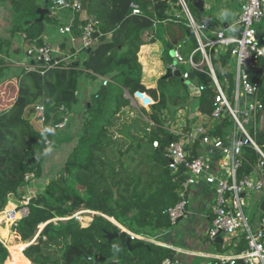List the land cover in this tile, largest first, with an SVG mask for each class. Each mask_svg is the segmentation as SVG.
I'll list each match as a JSON object with an SVG mask.
<instances>
[{
  "label": "trees",
  "instance_id": "16d2710c",
  "mask_svg": "<svg viewBox=\"0 0 264 264\" xmlns=\"http://www.w3.org/2000/svg\"><path fill=\"white\" fill-rule=\"evenodd\" d=\"M53 1L9 0L14 14L11 31H21L27 40L41 45L43 26L53 21ZM79 1L88 17L98 22V43L87 50L88 56L81 65L71 62L64 67L43 69V73L22 72L13 102L7 109H0V210L9 207L11 200L22 203L21 190L31 181L24 180L25 173L41 177L44 155L52 138L48 125L55 126L69 114L76 102L78 77L82 73L89 78L111 74V80L100 84L90 95L76 144L54 177L30 198L27 214L12 229L22 244L8 246V256L0 244V264H160L165 258L172 259L170 249L139 238L130 239L128 246L125 241L106 235L120 232L117 224L147 238L171 226L164 211L178 202L177 190L185 173L182 168L170 170L162 155L167 143L177 137L163 125L162 118H172L190 99L199 113L209 114L215 91L209 78L196 71L197 81L206 83L197 97L176 77L160 78L153 88L141 83L138 50L144 43L142 34L154 21L167 19L165 9L170 0ZM132 3L140 7V14H132ZM40 7L50 14L37 20L36 9ZM192 12L196 19H201L195 8ZM187 34L195 47L188 27ZM227 60V54L211 51L217 79L231 85L232 78L225 67ZM263 79L259 98L264 106ZM124 88L130 94L144 91L154 100L149 111L139 110L153 123L149 130V123H143L139 114H126L129 101L124 97ZM34 104L44 106V130H36L25 112ZM228 125L230 122L225 119L212 133L220 136L221 127ZM154 140L158 147L152 146ZM255 140L264 149L263 128L255 133ZM188 149L191 156H198L197 143ZM241 155L238 176L252 172L257 161L256 152L248 145L242 147ZM84 210L92 213L82 226L71 216ZM4 234L0 237L4 238ZM241 245L245 246L244 239ZM15 248H23L30 263ZM16 255L21 258L17 263Z\"/></svg>",
  "mask_w": 264,
  "mask_h": 264
},
{
  "label": "built area",
  "instance_id": "2783aa9c",
  "mask_svg": "<svg viewBox=\"0 0 264 264\" xmlns=\"http://www.w3.org/2000/svg\"><path fill=\"white\" fill-rule=\"evenodd\" d=\"M180 7L185 25L190 28L196 42V46L184 58L180 53L181 44H177L172 50L174 63L168 64L173 70H180L179 66L187 65V71H181L183 81H188V71L199 72L209 78V85L215 91L214 100L209 114H199L201 123L194 125L192 129L183 132H175L177 137L170 140L165 146L162 155L166 158L168 167L172 171L182 168L185 179L177 190L178 202L165 209L170 223H175L181 218L187 209V191L195 182V177L204 175L206 185L212 190L213 198L209 204L210 226L207 235L214 239L219 235L243 237L246 247L234 256L219 254L209 264H237L241 259L243 264H264V206L261 217V226L252 229L245 214L246 205L244 195L247 191H262L264 193V150L255 140L256 123L262 129L264 106L259 98L261 81L264 77V31L260 33L255 24L264 18V0H245L237 13L236 25L238 30L235 35H226L221 29H210L201 19H196L187 0H175ZM132 14H140L141 9L137 4H131ZM52 9L70 10L78 13L83 11L79 0H54ZM157 22H153L154 24ZM98 22L93 18H86L80 26L81 49L93 48L98 32ZM58 34L67 41L73 42L71 25L58 27ZM25 37V35L23 34ZM148 39L152 37L146 33ZM227 54L226 70L231 75L232 83L219 81L215 75L211 63V51ZM26 55L33 61V65L27 70H35L43 73V69L64 67L70 62L68 56L58 48L47 44L35 45L30 43ZM198 58L196 59V56ZM40 61L39 64H36ZM36 64V65H35ZM179 65V66H178ZM246 71H249L248 73ZM257 71H260L257 74ZM250 75L253 79H250ZM195 77V75H194ZM196 79V77H195ZM111 77H102L101 84L106 85ZM197 80V79H196ZM190 82V81H189ZM198 90L206 88L205 82H198ZM131 96L142 107H149L154 100L144 91L136 90ZM35 113L40 123L44 121V106L35 104ZM68 116V115H67ZM67 116L55 125L62 128L66 123ZM228 119L230 125L222 128V135L212 133L216 125ZM205 125V126H204ZM253 129L250 133L249 129ZM41 130H44L42 128ZM197 143L210 145L216 148L226 160V169L223 175L210 170V165L201 156H191L188 149ZM248 145L257 154V161L253 172L258 176L256 182H252L249 174L238 176V169L243 160L242 147ZM153 147H158V141L152 142ZM34 177L32 172L24 175V180L29 181ZM34 195L26 194L22 203H11L0 210L2 220L8 223L11 229L17 226L18 221L28 212L27 204ZM91 211L84 210L73 214L71 217L79 219V215ZM56 220V219H54ZM130 239H148L138 236L124 228ZM160 264H179L176 261L165 258Z\"/></svg>",
  "mask_w": 264,
  "mask_h": 264
},
{
  "label": "crops",
  "instance_id": "0c3cea01",
  "mask_svg": "<svg viewBox=\"0 0 264 264\" xmlns=\"http://www.w3.org/2000/svg\"><path fill=\"white\" fill-rule=\"evenodd\" d=\"M40 1L38 0V3ZM187 1L191 9L195 8L199 12L201 20L209 17L207 22L210 29H221L226 35H235L237 33L239 27L236 25V17L241 4L245 0H202V10L196 8L192 0ZM7 3L9 2L0 1V46L2 49L0 51V109H7L11 105L16 95L18 77L22 72L27 71V67L33 65V61L25 53L27 46L30 43L33 44V42L27 40L23 36V32L11 31L14 14L10 4L8 5ZM167 6L165 9L167 19L157 22L156 25L144 31L141 37L144 43L139 47L138 60L142 65L141 83L146 88L155 87L157 81L162 78V75L165 73V67L173 61L171 53L177 44H181L180 53L184 58H187L191 50L194 49L187 34V27L181 15L180 7L173 0L168 1ZM86 18L89 17L84 10L78 13L65 9L55 10L52 18L53 21L45 23L43 26L42 44L50 45L53 48L58 47L64 55L68 56L69 59L67 61L70 63L77 62L81 65L88 56L87 50L81 49L80 42V26ZM69 24L74 36L72 43L67 41L65 37L60 36L57 31L58 27ZM146 33H150L152 37L148 39ZM97 43L96 38L94 46ZM182 67L184 65L179 66L180 70ZM184 71L187 70L185 69ZM101 78L100 76L89 78L84 73L78 77L76 102L69 111L66 123L62 128L48 125L52 138L49 141L50 146L44 155L42 175L41 177H33L31 179L21 190V198L28 193L32 195L37 194L45 183L54 177L53 169L56 168H53L54 163L52 159L60 153L64 162L68 152L76 144L85 106L89 102L90 95L99 88ZM124 97L129 101V109L126 110V114L129 113L131 116L127 115L130 117L139 114L140 119L144 121L143 123H149L146 128V130H149L153 126V123L139 111L141 108L149 111V107H142L125 88ZM34 107L35 104L28 106L25 112L29 115L28 117L34 128L41 130L45 128V125L40 123ZM184 108L189 109L190 113H186L183 110ZM180 109L174 113L172 118L168 116L164 119L162 118L163 125L172 133L188 131L194 125L201 123L199 114L202 113H199L195 108L193 99H190L186 106ZM32 118L37 122V125L33 122ZM199 147L198 155L206 159L211 171L222 176L226 169V160L223 159L221 153L210 145H199ZM47 160H50V164L46 166L45 162ZM252 174L257 176L253 171L250 172V176ZM246 196L247 192L244 195V199ZM187 198L186 213L181 218H178L175 223H172L169 228L155 231L153 237L144 239V241L170 249L172 251V259L179 264H209L219 254L234 256L246 247V243L244 247H241L243 237L238 235H219L214 239L208 237L207 232L210 226L208 211L213 193L206 185L204 175L195 177V182L188 188ZM16 202V200H11L8 204L11 205V203ZM263 202L264 193L262 191H256L247 202L245 201L247 204L245 207H248L245 214L252 229H258L261 226ZM117 225L119 228H123L119 224ZM1 228L2 230L5 229L6 232L4 238L0 237V244L6 250L12 244H22L19 236L14 231V234L10 232V227L0 224ZM23 245L26 246L27 244ZM239 247L242 250H238ZM15 249H18L20 255L30 263L22 253L23 248ZM15 249L10 250V259L11 251L13 252Z\"/></svg>",
  "mask_w": 264,
  "mask_h": 264
},
{
  "label": "water",
  "instance_id": "95a60500",
  "mask_svg": "<svg viewBox=\"0 0 264 264\" xmlns=\"http://www.w3.org/2000/svg\"><path fill=\"white\" fill-rule=\"evenodd\" d=\"M193 2V5L198 8L199 10H202L203 9V1L202 0H192ZM36 12L39 14L37 20H42L44 14H50L49 10L46 9V8H37L36 9ZM209 19V17H205L203 19V21L208 24L207 20ZM172 54V53H171ZM38 64L40 63V61L37 62ZM172 63H174V61H172ZM184 68L186 70H188V66L187 65H184ZM247 73L249 71H246ZM260 71H257V74H259ZM188 81H183L182 78H181V71L180 70H173L169 67V66H166L165 67V73L162 75V78L163 79H166V78H170V77H176V78H179L181 79L186 85L187 87L189 88L192 96L194 97H197L199 94H200V91L198 90V81L195 79L194 77V73L191 72V71H188ZM190 81V82H189ZM262 127L264 129V114H263V121H262ZM264 168V167H263ZM263 206H264V202H263ZM88 213V212H87ZM110 220V219H109ZM107 238H113V237H117L119 238L121 241H125L126 245L129 246V243H130V238L129 236L127 235V232L125 230H121L120 232H112V233H107ZM237 264H243V261L241 259H239L237 261Z\"/></svg>",
  "mask_w": 264,
  "mask_h": 264
},
{
  "label": "rangeland",
  "instance_id": "374dc122",
  "mask_svg": "<svg viewBox=\"0 0 264 264\" xmlns=\"http://www.w3.org/2000/svg\"><path fill=\"white\" fill-rule=\"evenodd\" d=\"M0 1H8L9 2V0H0ZM8 5H9V3H7ZM192 10V9H191ZM255 26V28L260 32V33H262L263 31H264V18L262 19V21L260 22V23H258V24H255L254 25ZM263 82H264V79H263ZM187 106H189V105H187ZM183 109V108H182ZM179 110V109H178ZM177 110V111H178ZM181 110V109H180ZM183 110H185V112L186 113H190V111H189V109H187V108H184ZM176 111V112H177ZM180 112V111H179ZM184 112V113H185ZM181 113H182V111H181ZM128 115H130L129 113H127ZM29 116V115H28ZM131 116V115H130ZM133 117V116H132ZM33 119V122L37 125V122L34 120V118H32ZM182 119H183V117H182ZM185 122H186V120L185 119H183ZM260 128H259V124L258 123H256V127H255V131L257 132L258 130H259ZM249 131H250V133H252V131H253V129L251 128V129H249ZM264 150V149H263ZM61 158V159H60ZM52 162L54 163L53 164V168H56V169H53V174H55V172L56 171H54V170H58L59 168H60V166L63 164V157L60 155V153H58L57 154V156L56 157H54V159H52ZM47 164H50V160H47L46 162H45V165L47 166ZM250 178H251V181L252 182H256L257 180H258V178H257V176H255L254 174H252L251 176H250ZM256 193V191H247V196L245 197V201L247 202L250 198H251V196H253V194H255ZM247 205V204H246ZM11 206V205H10ZM248 206H249V202H248ZM247 207V206H246ZM246 207H244V210H245V212L247 213V209H248V207L246 208ZM209 212V211H208ZM89 215H91V213H87V212H85V213H83V214H80L78 217H79V221H80V223H81V225L82 226H84L85 225V221H87V219H88V217H89ZM0 224H2V225H4V226H7V227H9V225H8V223H6L4 220H2V215L0 214ZM11 231V233H13L14 234V232H13V230L12 229H10ZM6 232V230L4 229V230H2V228L0 229V235L2 234V233H5ZM21 258L20 257H18L17 255L15 256V258H14V261H15V263H17L19 260H20Z\"/></svg>",
  "mask_w": 264,
  "mask_h": 264
},
{
  "label": "bare ground",
  "instance_id": "6f19581e",
  "mask_svg": "<svg viewBox=\"0 0 264 264\" xmlns=\"http://www.w3.org/2000/svg\"><path fill=\"white\" fill-rule=\"evenodd\" d=\"M9 207H11V206H9ZM9 207H7V208H9ZM112 221V220H111Z\"/></svg>",
  "mask_w": 264,
  "mask_h": 264
}]
</instances>
